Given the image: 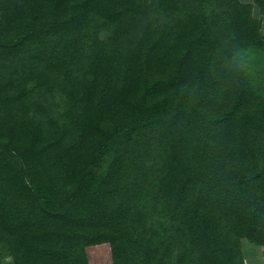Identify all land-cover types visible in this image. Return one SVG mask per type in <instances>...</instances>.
<instances>
[{
    "label": "trees",
    "instance_id": "16d2710c",
    "mask_svg": "<svg viewBox=\"0 0 264 264\" xmlns=\"http://www.w3.org/2000/svg\"><path fill=\"white\" fill-rule=\"evenodd\" d=\"M256 7L0 0V264L105 244L113 264H245L243 240L264 245Z\"/></svg>",
    "mask_w": 264,
    "mask_h": 264
},
{
    "label": "rangeland",
    "instance_id": "374dc122",
    "mask_svg": "<svg viewBox=\"0 0 264 264\" xmlns=\"http://www.w3.org/2000/svg\"><path fill=\"white\" fill-rule=\"evenodd\" d=\"M254 13L257 17L262 20L264 25V11H261L259 7H256ZM262 31L264 36V28L262 29ZM245 67L248 71L247 73L250 76V79L254 82V84H261L264 88V59H261L260 57H255L254 55H250L249 60L245 64ZM54 97L60 101L59 97ZM52 99L54 98L48 97L45 100ZM55 111L52 113L53 119L60 120V114L57 112L58 110L55 109ZM242 249L244 251L245 264H264V245L255 244L245 239L242 242ZM91 251L92 252L90 253L92 255V258H94L92 259V264H113L110 246L108 244L101 245ZM2 264H14L13 257L11 255H7L5 258L2 259Z\"/></svg>",
    "mask_w": 264,
    "mask_h": 264
}]
</instances>
